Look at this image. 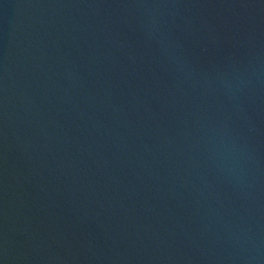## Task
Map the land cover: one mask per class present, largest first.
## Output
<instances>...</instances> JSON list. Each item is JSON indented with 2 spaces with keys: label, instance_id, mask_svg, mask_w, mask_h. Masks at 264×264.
<instances>
[{
  "label": "water",
  "instance_id": "water-1",
  "mask_svg": "<svg viewBox=\"0 0 264 264\" xmlns=\"http://www.w3.org/2000/svg\"><path fill=\"white\" fill-rule=\"evenodd\" d=\"M0 264H264V0H0Z\"/></svg>",
  "mask_w": 264,
  "mask_h": 264
}]
</instances>
